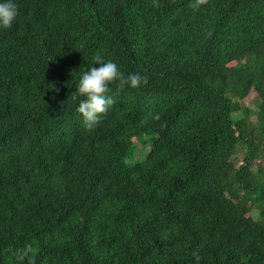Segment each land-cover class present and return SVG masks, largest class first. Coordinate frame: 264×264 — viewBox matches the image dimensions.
I'll return each instance as SVG.
<instances>
[{"label":"trees","instance_id":"1","mask_svg":"<svg viewBox=\"0 0 264 264\" xmlns=\"http://www.w3.org/2000/svg\"><path fill=\"white\" fill-rule=\"evenodd\" d=\"M17 2L0 29V262L264 264V0ZM98 51L148 83H112L87 129L72 93ZM141 135L150 152L124 168Z\"/></svg>","mask_w":264,"mask_h":264},{"label":"clouds","instance_id":"2","mask_svg":"<svg viewBox=\"0 0 264 264\" xmlns=\"http://www.w3.org/2000/svg\"><path fill=\"white\" fill-rule=\"evenodd\" d=\"M19 11L17 0H0V29L11 28L19 16ZM80 37L81 33L79 31L74 41L80 39ZM93 60L95 63L88 65L79 75L76 84L77 90L72 93L73 97L80 96L83 98L79 100L77 111L82 114L83 125L87 129H93L98 126L103 119V115L115 103L114 97L108 94L112 83L119 81L121 87L130 86L133 88L148 83V77L143 73L136 71L125 74L116 61L106 59L99 51L93 55ZM244 106L252 110L251 119L254 121L253 117H256L257 109L255 110L246 104ZM140 137L131 139L126 159L130 148L138 142ZM147 138L150 140L149 136ZM146 150L148 153L150 152L148 148ZM0 264H12V259L3 258Z\"/></svg>","mask_w":264,"mask_h":264},{"label":"rangeland","instance_id":"3","mask_svg":"<svg viewBox=\"0 0 264 264\" xmlns=\"http://www.w3.org/2000/svg\"><path fill=\"white\" fill-rule=\"evenodd\" d=\"M260 101L259 96L256 94V92H252L249 97L244 101L246 105H250L253 109H257V102ZM254 122L257 120V117H253ZM150 138V137H149ZM151 142L148 140L147 136L141 135L138 142L133 145L128 154V158L124 161L123 166L124 168H131L133 167L138 161L141 159L144 160L148 154V151L150 150ZM244 155L242 152L239 154V161H243ZM255 165L253 166V170L256 171V168H259L260 166H264V158H258L254 161Z\"/></svg>","mask_w":264,"mask_h":264},{"label":"bare ground","instance_id":"4","mask_svg":"<svg viewBox=\"0 0 264 264\" xmlns=\"http://www.w3.org/2000/svg\"><path fill=\"white\" fill-rule=\"evenodd\" d=\"M172 10V9H171ZM162 14V13H161ZM202 35V34H201Z\"/></svg>","mask_w":264,"mask_h":264}]
</instances>
